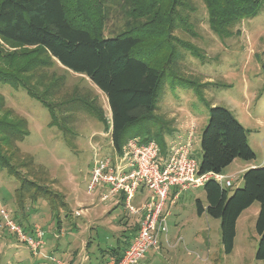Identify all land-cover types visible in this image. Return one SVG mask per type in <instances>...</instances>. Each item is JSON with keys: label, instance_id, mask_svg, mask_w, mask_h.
Here are the masks:
<instances>
[{"label": "trees", "instance_id": "1", "mask_svg": "<svg viewBox=\"0 0 264 264\" xmlns=\"http://www.w3.org/2000/svg\"><path fill=\"white\" fill-rule=\"evenodd\" d=\"M202 1L209 27L220 38L231 36L235 26L256 16L264 6V0ZM194 9L191 0H0V83L22 88L39 101L50 114L49 125L56 126L71 144L72 129L67 124L70 110L79 108L99 121L105 120V114L95 97L77 92L60 102L52 101L65 81L63 76L46 71L57 62L65 70L84 75L106 96L115 152H120L128 139L138 138L141 143L155 141L165 156L170 137L176 132L172 119L157 112L165 76L178 78L201 100H205L204 88L211 84L185 76L180 67L182 51L203 59L199 48L175 35L177 30H192L189 19ZM108 20L115 24L105 34ZM10 115L0 95V169L19 182L14 190L15 205L23 211L27 201L43 199L60 231L62 216L70 218L64 196L26 175L36 176L44 170L32 156L19 152L16 143L30 131L24 118L11 119ZM200 148V174L222 173L235 158H255L247 142V130L220 105L208 106ZM231 187L208 179L202 186L206 205L196 199L197 212L220 220L221 242L228 254L233 249L237 218L257 201L255 230L259 239L255 256L264 259V166L246 169L242 185ZM115 202L124 206V195L120 193ZM15 215L12 219L31 234L32 223L24 224L22 219L26 218L21 215L20 220ZM122 219L127 226L126 217ZM69 226L75 224L69 222ZM130 226L117 238L118 243L123 238L122 246L100 250L98 264L109 257L121 258L136 234L138 219Z\"/></svg>", "mask_w": 264, "mask_h": 264}, {"label": "rangeland", "instance_id": "2", "mask_svg": "<svg viewBox=\"0 0 264 264\" xmlns=\"http://www.w3.org/2000/svg\"><path fill=\"white\" fill-rule=\"evenodd\" d=\"M191 2L195 8L189 19L192 30H177L175 35L199 48L203 59L182 51L180 67L185 76L211 84L204 88L205 100H201L193 90L184 88L178 78L167 74L158 94L157 112L172 119L176 130L181 127L187 139L192 131L189 151L199 165L200 137L208 120V106L220 105L229 109L247 130V142L255 154L251 160L235 158L223 169L230 175L234 189L242 185L244 166H264V6L256 16L245 18L235 26L231 36L220 38L209 27L203 1ZM114 24L113 20H108L105 34ZM46 71L65 79L64 87L52 101L60 102L76 92L95 97L103 108L105 120L99 121L83 110L73 108L67 123L72 129L71 144H68L62 132L49 125L50 114L39 101L28 96L22 88L0 83V95L4 98L5 108L11 111V119L24 118L30 131L16 143L19 152L32 156L34 163L44 170L36 176L26 175L61 192L70 214L69 219L62 216L58 231L43 199L27 201L23 211L19 210L14 200V190L19 182L5 169H0V211L10 218L17 213L18 219L26 218L22 219L24 224H37L44 230L41 251L33 255L15 238L0 213V264H52L48 255L56 256L63 264H98L100 250L117 244L122 246L123 238L119 243L117 241L121 231L129 229L138 219L123 205L116 206V198L103 199L107 188L89 187L94 155L112 156L114 153L109 105L104 93L84 75L65 70L57 62ZM177 193L172 204L173 193H169L162 208L168 243L162 240L159 250L149 249L146 258L138 264H264V259L255 256L259 239L255 230L259 211L257 201L237 218L233 249L226 254L221 242L220 220L197 212L196 199L206 205L203 188L188 187ZM148 195L146 189L138 190L136 202L132 200V204L141 206ZM124 216L128 220L127 226L122 219ZM69 222L75 226L70 227Z\"/></svg>", "mask_w": 264, "mask_h": 264}, {"label": "built area", "instance_id": "3", "mask_svg": "<svg viewBox=\"0 0 264 264\" xmlns=\"http://www.w3.org/2000/svg\"><path fill=\"white\" fill-rule=\"evenodd\" d=\"M192 131L185 143L170 140L168 152L162 156L158 144L151 140L141 143L138 138H130L120 152L114 156L94 155L90 170V189L96 186L107 188L102 195L105 200L124 195V207L130 214L138 216V228L129 246L120 259L109 257L104 264H138L149 249L159 250L162 240L168 243L167 222L162 208L168 194L173 190L170 204L177 197L178 190L188 187H202L208 179L230 187V177L222 173H199V165L189 151ZM146 189L149 195L141 206H134L132 200L136 192ZM177 190V191H176ZM5 225L16 235L18 241L26 245L33 255H38L44 244V230L32 225V233L0 211ZM52 264H63L61 259L48 255Z\"/></svg>", "mask_w": 264, "mask_h": 264}, {"label": "crops", "instance_id": "4", "mask_svg": "<svg viewBox=\"0 0 264 264\" xmlns=\"http://www.w3.org/2000/svg\"><path fill=\"white\" fill-rule=\"evenodd\" d=\"M180 128H181V127H179L178 130H176V132L170 137V140H175V141H178V142H180V143H185V142L187 141L186 132L183 131V130H180ZM185 137H186V138H185ZM115 153H116V152L114 151V153H113L112 156H114ZM254 166H258V165H255V164H248V165L244 166V168H243L241 171H242V173H243V172H244L246 169H248L249 167H254ZM222 174L225 175V176H227V177H230V175L225 174L224 172H222ZM231 186H232V185H231ZM173 190H174V189H173ZM173 190H172L170 193H172ZM136 198H137V197L135 196V198L133 199L134 202H136ZM145 258H146V256H145ZM145 258H144V259H145Z\"/></svg>", "mask_w": 264, "mask_h": 264}]
</instances>
